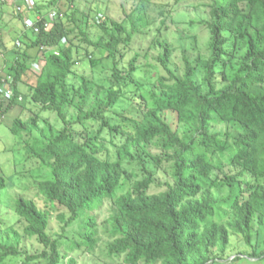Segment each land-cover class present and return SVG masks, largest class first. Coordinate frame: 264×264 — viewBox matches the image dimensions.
<instances>
[{
  "label": "trees",
  "instance_id": "obj_1",
  "mask_svg": "<svg viewBox=\"0 0 264 264\" xmlns=\"http://www.w3.org/2000/svg\"><path fill=\"white\" fill-rule=\"evenodd\" d=\"M207 27L211 56L197 61L204 71L207 93H202L195 80L197 66L184 56V74L176 76L169 68L173 51L161 44L163 52L158 61L167 77L158 80L157 92L151 94L152 109L136 101L141 114L134 119L130 131L124 133L116 162L100 159L99 150L77 141L72 126L86 120L104 121L111 107L121 99H128L127 89L115 72L116 64L113 76L117 84L106 86L84 78L77 90L70 89L67 79L78 61L69 32L77 33L79 43L106 53L105 58L115 57L123 41L109 36V41L94 45L85 30L75 24L68 31L62 21L33 36L32 47L51 54L31 99L56 113L65 127L53 136L39 127L36 118L27 121L16 118L11 132L40 133L28 150L31 159L38 160L51 172V179L38 185L40 194L66 210V214L59 216L63 227L85 218L83 239L72 247L95 248L97 222L90 213L106 199H114L118 210L109 222L114 242L108 251L125 254L126 264H217L227 255L232 234L241 236L250 245L254 223L264 226V0H227L214 5ZM228 39L245 49L244 69L218 89L215 65L227 64L223 55ZM63 43L69 46L63 48ZM14 55L16 62L10 69L13 97L3 111L0 107V121L15 107L18 84L26 69L19 56L27 58V53ZM69 107L78 112L72 122L66 116ZM167 113L182 127L181 134L164 117ZM221 124H226L230 131H214ZM155 141L174 152L173 185L165 192L150 194L153 174L149 172L131 190L116 195L125 175L124 162L132 158L134 151ZM224 165L235 166L240 175L254 177L258 182L244 187L237 178L226 177L220 182L213 175ZM5 187L6 182L0 176V191ZM220 187L230 188L224 199H217L213 191ZM14 211L25 222L23 236L34 238L43 249L39 254H26L17 248L22 236L11 230L15 247L0 244V264L19 256L22 260L16 264L39 260L60 264L61 238L48 233L49 215L24 197L16 199ZM252 258H264V251ZM68 264L76 263L71 259Z\"/></svg>",
  "mask_w": 264,
  "mask_h": 264
},
{
  "label": "rangeland",
  "instance_id": "obj_2",
  "mask_svg": "<svg viewBox=\"0 0 264 264\" xmlns=\"http://www.w3.org/2000/svg\"><path fill=\"white\" fill-rule=\"evenodd\" d=\"M36 8L27 9L22 14H16L12 5L0 3V74L6 78L11 74V67L16 62L14 53H27V58L19 56L23 61L25 72L18 84L16 105L10 109L0 121V176L6 182V187L0 191V244L15 247L11 230L18 232L21 242L17 248L26 254H39L43 247L34 238L23 236L25 222L15 211V201L24 197L34 201L38 208L49 215L48 233L60 237V252L63 260L60 264H68L73 259L76 264H126V255L111 254L108 246L114 242L111 236L110 219L118 210L114 199H106L90 213L97 222V244L94 249L72 247L83 239V224L85 218L77 220L67 227L59 221L66 210L57 202L43 197L38 185L44 179H51V172L42 167L38 160L29 157V148L33 140L40 138V133L14 135L11 127L14 119L27 121L36 118L41 129L50 135H58L65 124L57 114L45 109L32 101L33 88L37 84L46 60L51 52L32 47L33 34L26 28V22H33L38 16L48 17L56 11L66 29L73 30L76 24L86 31L90 41H109V36L121 39L123 42L115 57L105 58L106 53L94 46L87 47L79 43L77 33L69 32L73 41L77 64L67 79L70 89L77 90L82 80L90 79L101 85H114V65L118 76L122 78L128 92V99H121L111 107L104 121L86 120L72 126L77 132V141L87 142L99 150V157L104 161L116 162L118 150L124 143V133L130 131L141 114V108L136 101L145 103L153 108L151 94L157 92L158 80L167 77L164 67L160 64L159 56L163 52L161 44L172 49L169 68L173 73L182 77L185 70L184 56L196 68L195 80L203 94L208 86L204 79V71L198 65V59H209L210 33L207 27L210 21V10L214 5H220L227 0H35ZM72 20L74 23H72ZM61 46H69L63 43ZM235 46L231 39L224 48V60L227 64L215 65L216 76L219 80L217 88L229 84L235 74L244 69L242 56L245 49ZM23 57V58H22ZM243 73V72H242ZM12 95L0 90L1 111L9 104ZM78 112L75 107L66 110L68 122L76 119ZM174 130L181 134L182 127L175 122L172 114H165ZM127 129H126V126ZM115 128V129H114ZM214 131L223 133L230 131L226 124L218 125ZM174 152L153 142L144 149L133 152L132 158L124 162L125 175L116 195L131 190L138 181L153 174L152 185L148 192L158 194L167 191L174 183L176 162ZM239 168L224 165L221 171L215 172L220 182L226 177L240 180L241 187L258 181L254 177L240 175ZM217 199L228 196L229 187L213 189ZM264 251V226L254 223L251 244L247 245L241 236L231 235L227 255L217 264H264V258H252L255 253ZM240 257L237 261L235 259ZM22 260L19 257H9L5 264H16ZM32 264H47V260H39ZM141 264H144L143 262Z\"/></svg>",
  "mask_w": 264,
  "mask_h": 264
},
{
  "label": "built area",
  "instance_id": "obj_3",
  "mask_svg": "<svg viewBox=\"0 0 264 264\" xmlns=\"http://www.w3.org/2000/svg\"><path fill=\"white\" fill-rule=\"evenodd\" d=\"M2 4L12 5L15 9L16 14H22L27 9L36 8L37 2L35 0H0ZM60 16L56 11L49 14L48 17L43 18L41 16L36 17L33 22H26V28L33 35H39L42 31L47 32L51 25L54 23H60ZM1 59V58H0ZM13 77L7 76L2 78L0 74V90L5 92V94H13Z\"/></svg>",
  "mask_w": 264,
  "mask_h": 264
}]
</instances>
